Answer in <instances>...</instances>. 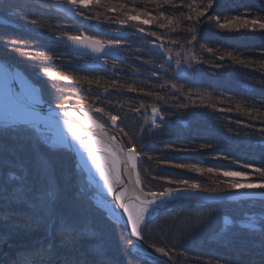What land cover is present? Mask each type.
<instances>
[{
  "label": "trees",
  "instance_id": "16d2710c",
  "mask_svg": "<svg viewBox=\"0 0 264 264\" xmlns=\"http://www.w3.org/2000/svg\"><path fill=\"white\" fill-rule=\"evenodd\" d=\"M105 2L78 7L72 13L48 0H0V16L7 20L0 24V58L19 67L39 86L41 97L48 103L91 106L107 127H112L111 122L93 109L103 107L117 115L115 130L123 128L127 133L118 132L124 146L134 144L142 153L137 169L144 191L176 188L178 185L167 181L180 179L219 192L233 190L228 184L236 180L223 176V171H242L250 179L260 181L262 178L254 169L244 165L264 168V28L260 27L264 24V0H213V6L199 23L184 20L176 32L150 23L146 30L163 36L158 42L170 51H154L146 40L124 36L120 56L105 58V65L78 56L64 44L43 36L61 37L62 32H69L117 40L113 33L93 25L111 29L115 22L106 17L114 21L123 19V12L135 15L133 8L151 11L152 15L164 11L168 16H195L186 5L191 3L194 9H202L207 4V0H175L177 7L165 5L157 9L151 0H119L127 8L107 11ZM222 9L226 15L224 28L217 26L215 20H208L213 14L221 17ZM82 18L87 21H81ZM33 19L39 23L32 24ZM252 20L257 23L245 26V21ZM121 25L128 31L134 29L131 21ZM192 27L197 39L188 44L186 41L192 35L188 29ZM172 39L181 41L183 47L170 43ZM11 40L23 43L13 45ZM16 48L21 51H15ZM167 55L172 57L171 63H166ZM186 55L196 59L186 60ZM177 59L184 69L179 74L174 69ZM160 64L165 67H158ZM44 67L71 77L99 79L101 84L52 80L45 76ZM129 85L138 91H128ZM147 92L159 93L164 99L148 96ZM141 104L145 107L141 108ZM152 105L165 117V121L157 122L160 127L150 122ZM137 108L139 111H134ZM41 160L49 163L59 195L49 228L30 230L24 219L30 205L15 197L24 194L31 199L44 191L47 180L38 166ZM174 163L197 164L218 171L198 173L172 167ZM75 164L69 150L50 145L30 127L0 126V264H12L41 242L46 244L53 238L56 256L50 264H98L96 249L103 250L108 264H167L156 257L150 261L132 249L125 227L93 203L89 193L92 191ZM157 212L141 226L143 239L150 246L165 248L173 264H264V236L252 234L259 232V221L264 220V199H173ZM225 216L232 220L229 226L224 225ZM60 220L84 226L85 232L75 243L62 244V237L51 228ZM252 221L258 222L255 228L250 226Z\"/></svg>",
  "mask_w": 264,
  "mask_h": 264
},
{
  "label": "snow or ice",
  "instance_id": "6c2138e0",
  "mask_svg": "<svg viewBox=\"0 0 264 264\" xmlns=\"http://www.w3.org/2000/svg\"><path fill=\"white\" fill-rule=\"evenodd\" d=\"M59 2V0H58ZM68 4L73 5L74 7H88L89 4L101 5L102 0H66ZM152 3L156 4L157 9L163 8L165 5H172L173 7H177L175 0H151ZM183 3V0H181ZM107 11H118L127 8V5L119 2L112 3V0H107L103 4ZM213 6V0H207V4L204 8H193L191 3L187 4L191 11L195 12V16L192 14L180 13L179 16H168L164 11H159L157 15H152L151 11L145 9H136L133 8L136 14L131 15L128 12H123V19L116 18L114 21L112 18L106 17L111 22L127 24L129 21H134L138 16L143 15L146 19H143L141 23L150 24L156 22L158 27L170 29L172 32H176L178 28H180L181 23L184 20L193 21L196 23L200 22V18L205 16L207 9ZM81 14V13H78ZM86 19H90L91 17H85ZM99 19V14L96 17ZM213 19L218 20V17H208V20L211 21ZM32 24H38L39 22L35 19L31 20ZM251 23L255 25L257 23L256 20L245 21V26ZM43 27V25H40ZM225 24H219V27L224 28ZM261 28H264V24H260ZM192 35L191 38L186 42L188 44H192L193 41H196V29L192 27L188 29ZM139 31L144 32L143 28H140ZM147 35L156 37L157 40L164 39L163 36L159 35L155 31L148 32ZM61 37L66 38L68 41H71L73 45L77 47L90 49L93 53H104L105 49H115L122 45L120 40H103L99 39L93 35L86 34H71L69 32H62ZM11 44L16 45L19 43H23V41L11 40ZM170 43L180 44L183 47L181 41L172 39ZM158 47L164 49V51L168 52L170 50L164 48V45L161 44ZM17 52H20L21 49H14ZM207 51H213L211 48H207ZM179 55V53H177ZM231 55V53H229ZM51 58V57H48ZM169 60L172 57L169 55ZM186 60L196 59L194 55L185 56ZM223 59V57H221ZM243 63L242 61H238ZM107 63V61H105ZM177 65H180L181 61L177 59L175 61ZM160 68H164V64L158 65ZM189 67L191 64L189 63ZM264 67V65H262ZM43 72L45 76L52 78V80H64L70 81L74 80L78 84H87V85H100L101 81L99 79H92L88 76H67L60 72H54L49 67H44ZM156 75V73H153ZM16 76L15 74L10 76L9 79L5 82V103H6V111L7 115L4 120L5 128H23L28 125H32L35 127L37 122L40 119V112L43 109L40 107L42 101L39 96V92L37 89L32 88L27 94L23 91H17L13 84L15 82ZM115 81L112 82V86L115 85ZM173 88L177 86L172 84ZM128 91H138V89L133 88L132 86L127 87ZM105 91H107V87H105ZM139 91H143L140 89ZM148 96H155L157 99L163 100L164 97L159 93L147 92L145 93ZM70 99V97L66 98ZM59 107L64 109L63 116L68 118L64 120V124L67 126L69 132L73 140L77 141L80 147L87 153L88 159L91 161L92 165L95 167L96 171L99 173L100 178L103 180L104 186L107 189L109 194H114V199L118 200L120 203V207L124 209L127 213L128 221L131 224V233L137 238H143L142 234V225L145 224L146 216L153 210V205L158 207V201L160 203H164L165 198H170L175 193H181L186 191H201V192H217L216 188H207L199 184L195 181H190L186 179L180 180H168L169 184L178 185L176 188L167 187L164 188L163 191L154 192L148 191L144 192V189L140 187L143 183L141 174L137 171L138 165V157L142 155L141 152H138L136 146L133 144L132 147H125L124 144L117 140L115 135H108V131L106 130V122H100L97 119L93 118L89 112H84V117L81 118L78 113L69 111L68 106L61 103ZM91 107V106H90ZM141 108L145 107L143 104L140 105ZM180 107H187V105H180ZM96 113L102 114L103 117H107V120L111 122L113 129L117 127V120L119 117L117 115H113L111 112L106 111L103 107H95L93 109ZM134 111H139V108L134 109ZM75 117L76 121L74 122L71 118ZM157 117L160 120H164L165 117L160 115V110L157 106L152 105V117L151 122L154 127H160L157 124ZM239 123V121H237ZM87 126V127H86ZM87 128L94 129V131H88ZM118 132L124 133L123 128H119ZM83 137H87L85 140ZM132 143V141H129ZM201 147H206V145H201ZM152 159V157H149ZM227 159V157H225ZM121 165H123V172L127 174L129 184L121 188V190L116 191L117 185H124L125 182L122 178V170ZM39 168L42 174L45 175L47 183L45 185L44 191L41 193L39 197L35 198H27L24 194H20L15 197V199L20 202H26L29 207V212L25 215L24 219L26 222V227L30 230H38L44 229L47 230L49 228V222L52 220L54 215V203L58 198L57 186L54 182L53 175L49 166V163L46 160H41L39 162ZM172 167L178 169H187L189 171L203 173V172H214L218 171L213 168H202L197 164L190 163H174ZM245 168H253L254 172L259 175L262 179L259 182H248V183H240L233 181L228 184V188L233 190H238L241 188L244 189H256V188H264V168L262 167H254L250 164H245ZM222 175L225 177H246L247 173L242 171H223ZM134 177V179H133ZM161 177H153V179H160ZM145 197H151V199H146ZM257 221L251 222V227L255 228ZM260 230L258 233L264 236V220L259 221ZM51 228L54 233L60 235L62 237L61 243H75L79 237L85 232L84 226H76L74 224L69 223L66 220H60L58 223L51 224ZM128 244H131L132 241L129 239L127 241ZM155 247L154 245H151ZM158 253L163 254L164 256H168L169 253L163 247H156L155 249ZM94 254L97 256L98 264H108L105 259V254L102 249L94 250ZM56 256V244L54 238L49 240L48 243L41 242L38 246L34 247L27 253L22 256H19L16 260L12 262V264H50L51 260ZM64 264H70V262L65 261Z\"/></svg>",
  "mask_w": 264,
  "mask_h": 264
},
{
  "label": "bare ground",
  "instance_id": "6f19581e",
  "mask_svg": "<svg viewBox=\"0 0 264 264\" xmlns=\"http://www.w3.org/2000/svg\"><path fill=\"white\" fill-rule=\"evenodd\" d=\"M15 76H16V79H15L16 84H17V87L20 88V91H23L25 94H27L32 88H35L38 90L40 98L43 99V97H41L39 88L36 87L33 83H31V81L27 78V76H24V74H21L20 72L17 73ZM8 79H9V76L7 75L5 69L4 68L2 69L0 67V124L2 125H4V120L7 115L4 86H5V82ZM65 119H68V118L64 117L63 115L53 116L52 113L44 115L43 111H41L40 119L37 122L36 127L39 124H42L43 126H45V128L50 129L53 133V137H54L53 140L58 145H60L61 147L62 146L65 147L67 150L71 152V154L74 156V159L76 158L78 161L77 163L79 166L78 170L83 173V180L88 182L87 185L89 186L91 191L96 195L97 204H99V206L107 214L114 217L117 221L119 222L121 221L123 224H126L130 234L132 235L131 224L128 221L127 213L124 211L122 207L119 208L120 203L118 200H112V196L114 194H109L107 192V189L104 186L103 180L100 178L99 173L96 171L95 167L92 165L91 161L88 159L87 153L80 147L77 141L73 140L71 133L69 132L67 126L64 124ZM83 138L87 140V137H83ZM123 167L124 166L121 165L122 178L125 184L117 185L116 191L121 190L122 187L127 186L129 184L128 176L126 173L123 172ZM159 206L161 205H158V207ZM158 207L156 205H153V210L150 211V213L146 216V218L150 217L154 213V211H156ZM134 238H135L134 244H133L134 249L139 250L140 252L144 251V250H141L140 248V238H137L135 236Z\"/></svg>",
  "mask_w": 264,
  "mask_h": 264
},
{
  "label": "water",
  "instance_id": "95a60500",
  "mask_svg": "<svg viewBox=\"0 0 264 264\" xmlns=\"http://www.w3.org/2000/svg\"><path fill=\"white\" fill-rule=\"evenodd\" d=\"M3 19H0V21H2ZM51 39L53 41H58L61 42L62 44H64L65 46L69 47L70 50L72 52H74L77 55H85V56H92L95 60H99L101 57H107V58H117L119 55L120 50L118 48L115 49H105L104 53H93L90 49H86V48H81V47H77L76 45H73L71 41H68L66 38L63 37H51ZM0 67L3 69H5L7 75L10 77L12 75H16L17 73H21L23 74L15 65H12L11 63H9L8 61H6L5 59H0ZM175 69L177 71V73H180V69H178L177 66H175ZM28 78V77H27ZM13 87L17 90L20 91V88L17 87L16 84V80L13 84ZM41 99V98H40ZM42 104H41V108L43 109V113L44 115H47L49 113H52L53 116H60L63 115V111L64 109L60 108L59 105L56 104H52V103H48L46 101H44L43 99H41ZM68 106V110L69 111H73L78 113V115L83 118L84 117V112H89V114L97 119L98 121L99 118L97 116H95L94 112L91 110V108L85 104H65ZM74 122L79 123V121L75 120V117L71 118ZM157 120H160L159 118H157ZM101 122V121H100ZM112 126V125H111ZM87 127V126H86ZM88 131H94V129L91 128H87ZM106 130L108 131V135L112 136L115 135L117 137V140L123 143L122 137L120 136V134L113 129V127H107L106 126ZM124 144V143H123ZM139 159V158H138ZM75 161H77V159L75 158ZM78 163V161H77ZM77 167L79 168L78 164ZM141 187V185H140ZM147 192V191H144ZM258 198L264 199V191H255V190H238V191H228V192H217V193H210V192H200V191H186V192H181V193H175L173 194L172 197L170 198H165L164 203L168 202V201H172L173 199H184V198H191V199H197L200 201H210V202H217V201H222V202H228V201H239V199H245V198ZM146 199H151V197H145ZM112 200L114 199V195L112 196ZM158 205H163L164 203H160L159 201L157 202ZM120 205V204H119ZM118 205V206H119ZM120 208V206H119ZM111 216V215H110ZM112 217V216H111ZM113 220H115L117 223H121L123 224L121 221H117L114 217H112ZM225 220V224H229L231 223V220H228L226 217H224ZM124 227L126 228L127 233L131 236L133 244H134V236L130 234L128 227L126 224H123ZM140 248L141 250H144V252H146L148 255L150 256H157L161 259H163L164 261H167L168 264H173L170 256H164L161 253H158L155 249L156 247H152L150 245H147L145 243V241L143 240V238H140Z\"/></svg>",
  "mask_w": 264,
  "mask_h": 264
},
{
  "label": "rangeland",
  "instance_id": "374dc122",
  "mask_svg": "<svg viewBox=\"0 0 264 264\" xmlns=\"http://www.w3.org/2000/svg\"><path fill=\"white\" fill-rule=\"evenodd\" d=\"M44 1V0H43ZM47 1V0H46ZM48 1H50V2H53V3H55L56 4V6L57 7H59V8H62V10H63V8H67V9H69V11H71L72 13H75V11L78 9V7H80V6H76V7H74L73 5H71V4H68L67 2H66V0H59V2H58V0H48ZM80 8H83V7H80ZM69 11H67V12H69ZM210 11L212 12V9H210ZM221 14H222V16L221 17H218V20H216V19H213V20H215L214 22L215 23H217L216 25L217 26H219V24H224V22H225V18H226V15H225V11L222 9L221 11H219ZM219 12H214V13H219ZM216 14H213V15H211V17H216L215 16ZM0 19H3L2 21H0V22H2V23H7L6 21V18L5 17H3V16H0ZM83 20H81V21H87L86 19H84V18H82ZM143 19H146V18H143ZM142 18H140L139 16L137 17V19L136 20H134V21H131L132 22V27H134V29L133 30H127L125 27H123V25H121V24H116V23H114V24H111L112 25V27H111V30H110V28H105V27H101V25L98 27V25L99 24H94L93 25V27L94 28H100V29H102L103 28V30H106V31H108L110 34L111 33H113L114 35H116V34H124V35H128V36H134V37H137V38H140V40H146L147 41V44H148V47L149 48H151L152 50H154V51H161V49L162 48H160V47H158L160 44H159V42H158V40L156 39V37H154V36H149V35H147V33L149 32L148 30H146V28L148 29L149 28V25L150 24H143V23H141V21L143 20ZM1 24V23H0ZM111 25H109L108 24V26H111ZM141 26L143 29H144V32H141V31H139V29H140V27H138V26ZM136 26V27H135ZM243 28H245V27H243ZM44 37H49V39L50 40H52L51 39V37L49 36V35H43ZM128 36H126V37H128ZM147 36V37H146ZM122 37H124V36H122ZM118 39L117 40H120L121 42H122V39L121 38H119V37H117ZM112 40V39H111ZM53 41V40H52ZM56 42V41H55ZM61 43V42H60ZM122 46V45H121ZM121 46L120 47H118V49L120 50V48H121ZM120 53H121V50H120ZM120 53H119V55H120ZM168 56V55H167ZM167 56L165 57L166 58V63H171L172 62V60H168V58H167ZM169 57V56H168ZM91 58V57H90ZM89 58V59H90ZM92 59V58H91ZM96 62V64H99V65H101V64H103V65H105V58L104 57H101L99 60H97V61H95ZM175 66H179V68H181V66L180 65H177V64H174ZM16 66V65H15ZM17 67V66H16ZM22 73H23V71L19 68V67H17ZM182 69V68H181ZM181 71H184V69H182ZM24 74V73H23ZM25 75V74H24ZM29 78V77H28ZM30 80V79H29ZM31 81V80H30ZM31 83H32V81H31ZM34 84V83H33ZM35 85V84H34ZM36 86V85H35ZM37 87V86H36ZM38 88H39V86H38ZM157 118H159V117H157ZM159 121H165V120H157V122H159ZM150 122H151V120H150ZM152 123V122H151ZM0 126L1 127H5L4 125H2V124H0ZM27 128L28 127H30L31 129H33V130H35V132H36V134H37V136L38 137H40L42 140H46L50 145L52 144V145H54V146H58V147H61L60 145H58L54 140H53V133H52V131L50 130V129H48V128H45V126H43L42 124H39L37 127L35 126V127H33L32 125H28V126H26ZM63 147V146H62ZM77 165V162H76V164H75V166ZM233 180H236L237 182H240V183H248V182H259V181H254V180H252V179H250L249 178V176L247 175L246 177H231ZM84 182H86L85 180H84ZM87 184H88V182H86ZM88 186V185H87ZM89 187V186H88ZM238 190H249V189H244V188H241V189H238ZM238 190H227V191H225V192H228V191H238ZM251 190H255V191H260V190H262V191H264L263 190V188H256V189H251ZM89 191V190H88ZM201 192V191H200ZM219 192V191H218ZM90 193V196H91V199H92V201H93V203L94 204H96V205H99V204H97V200H96V195L92 192H89ZM210 193H217V192H210ZM244 199V198H243ZM245 199H248V198H245ZM239 200H242V199H239ZM158 211V210H157ZM157 211H154V213L150 216V217H148V218H146V219H149V218H152V216H154L155 214H156V212ZM226 217V216H225ZM228 220H231V218L230 217H226ZM145 219V220H146ZM230 224H232V220H231V223H229L228 225H226L225 224V222H224V225L225 226H229ZM132 240V239H131ZM134 249V248H133ZM135 250V249H134ZM142 254V253H141ZM143 255V254H142ZM170 259H171V257H170Z\"/></svg>",
  "mask_w": 264,
  "mask_h": 264
},
{
  "label": "flooded vegetation",
  "instance_id": "af4514ba",
  "mask_svg": "<svg viewBox=\"0 0 264 264\" xmlns=\"http://www.w3.org/2000/svg\"><path fill=\"white\" fill-rule=\"evenodd\" d=\"M111 30V29H110ZM115 36L119 37V38H122V36H128V35H124L123 33L122 34H116Z\"/></svg>",
  "mask_w": 264,
  "mask_h": 264
}]
</instances>
